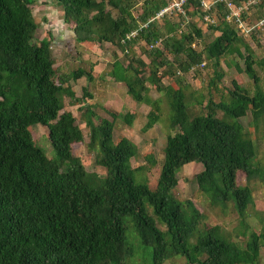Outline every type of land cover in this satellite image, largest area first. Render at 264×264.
<instances>
[{
	"label": "trees",
	"instance_id": "trees-1",
	"mask_svg": "<svg viewBox=\"0 0 264 264\" xmlns=\"http://www.w3.org/2000/svg\"><path fill=\"white\" fill-rule=\"evenodd\" d=\"M34 1L0 0V264H135L133 251L125 247L124 221L139 250L147 249V264L179 256L182 264H254L264 248V227L258 233L249 230L240 245L221 235L217 226L200 231L202 215L189 200L184 201L188 210L184 211L172 195L181 167L200 163L202 169L194 175L198 189L211 203L231 202L244 236L252 196L247 185L236 184V173L243 172L246 182L258 175L264 179V168L252 165L254 142L238 121L249 111L257 126L264 114V91L257 85L249 46L224 18V4H212L208 15L213 23L208 27L217 34L197 50L202 32L190 19L203 15L198 0H186L183 13L160 20L151 18L172 0H141L138 8L135 0H50L60 8L75 42L109 44L116 48L114 56H123L110 62L107 75L123 83L135 102L149 106L143 131L160 116L159 100L148 96L147 84L165 95L168 128L175 132L165 138L157 181L149 189L133 177L141 168L130 166L135 144L123 135L116 139L112 135L114 121L130 126L136 110L105 108L109 119L93 122L92 106L75 96L64 75L55 76L53 35L47 32L35 39ZM252 13L249 24L264 15V0ZM134 29L136 36L125 39ZM258 30L251 29L249 35ZM139 43L146 61L132 53ZM228 53L242 59L243 72L254 86L252 95L235 81L230 87H217L222 76L219 59ZM204 61L212 63L207 86L218 92V98H207L204 112L190 116L183 75L193 66L204 67ZM67 76L73 81L93 79L90 65ZM63 96L83 109L87 147L95 152L103 176L87 171L72 155L71 145L81 142L83 133L71 112L59 113ZM82 96L91 95L82 90ZM202 100L200 96L197 104ZM35 124L43 129L50 155L32 136Z\"/></svg>",
	"mask_w": 264,
	"mask_h": 264
},
{
	"label": "rangeland",
	"instance_id": "rangeland-1",
	"mask_svg": "<svg viewBox=\"0 0 264 264\" xmlns=\"http://www.w3.org/2000/svg\"><path fill=\"white\" fill-rule=\"evenodd\" d=\"M141 0H135L136 8H138ZM50 0H35L31 6L32 15L38 27L35 34V39L43 37L47 32L56 33L57 29L60 30L63 36L61 40L54 39L51 41V50L53 53L54 67H56L55 76L64 75L65 80L75 96L81 98L84 105H91L95 114L93 122L97 123L99 118H107L109 116L104 111L109 108L118 112H126L129 110H136L135 118L130 126L123 124L119 119H116L113 124V138L116 139L119 135L127 137L136 146V154L130 159V166L133 169L141 167L133 171L135 182L145 183L149 189L155 187L157 177L162 162V148L165 144V138L168 134L175 132L173 129L168 128L169 111L165 95H161L148 85V96L152 99H158V108L160 116L158 120L152 125L151 128L143 131L142 126L146 120V112L149 106L135 102L126 93V88L123 83L114 82L107 75L110 68V62L116 57L122 59L123 56L116 54L114 56L115 47L103 43L99 46L97 43H77L74 41L72 34L67 30L61 20V11ZM114 13V11L112 10ZM254 13H252L253 15ZM251 15V16H252ZM195 23L202 32V37L195 44V49H201L208 41L212 39L217 32L210 31L206 22H204L199 15H195L190 19ZM162 26V25H160ZM184 28V27H183ZM56 35V34H55ZM243 40L249 46L252 58L255 63L253 68L258 77V87L264 91V28L259 29L258 32L251 37L250 35L243 36ZM144 48L142 43L136 44L132 48V53L136 56L146 59L141 49ZM242 51V46H239ZM171 58L170 54L166 55ZM125 63L126 59L121 60ZM146 61V60H145ZM205 62V61H204ZM91 66V74L93 79L88 81L85 77H80L77 80H71L67 75L71 71L80 68L84 70L89 69ZM96 66V67H93ZM243 61L235 53H228L221 56L219 59V69L222 72L221 78L217 81V87L227 88L231 86V81H235L242 85L246 91L252 95L254 86L249 77L243 72ZM93 71V73H92ZM213 67L211 61L205 62L204 67L198 65L193 66L183 79L186 83L185 92L187 94V106L190 116L198 115L204 112L203 105L207 98L217 100L218 92L212 90L207 86L209 79L213 75ZM179 72H176V74ZM163 83L167 81L162 78ZM82 90H85L91 96H82ZM82 96V97H81ZM203 97L200 104L197 100ZM63 111H69L75 117L76 123L83 133L81 142H76L71 145V153L73 156L78 157L87 171L97 173L99 176L104 175V170L95 163V152L87 147V129L83 123L82 110H78L77 106L72 105L67 96H63ZM83 105V107H84ZM219 117L221 113L217 114ZM244 132L249 139L254 142L255 155L252 160V165L257 169L264 168V114L258 120L257 126L251 121V114L249 111L238 119ZM32 136L36 139L37 143L48 155L52 150L48 142L43 137V129L38 124L33 125ZM150 160V161H149ZM202 169L200 163L190 162L184 164L177 172V184L172 190V195L182 203V209L188 211L185 205V200H189L192 206L199 212L202 217L199 223L200 231L205 228L217 226L219 233L228 237L232 241H236L240 245L247 236L249 230L256 233L260 232L264 227V179L258 175L248 182L245 181L244 173L237 171L236 184L243 186L247 185L250 188L252 203L247 207L245 212V224L247 225L245 235L240 234L241 227L238 223L239 218L232 207L231 202L224 204L211 203L208 197L202 193L195 182L194 175ZM124 235L125 247L133 251V263L147 264L149 261V253L147 249L139 250L136 244V238L132 232L131 227L124 221ZM194 238L191 239L193 241ZM130 258V259H131ZM184 258L173 257L164 261L162 264H182ZM254 264H264V248L261 247L259 256Z\"/></svg>",
	"mask_w": 264,
	"mask_h": 264
},
{
	"label": "built area",
	"instance_id": "built-area-1",
	"mask_svg": "<svg viewBox=\"0 0 264 264\" xmlns=\"http://www.w3.org/2000/svg\"><path fill=\"white\" fill-rule=\"evenodd\" d=\"M186 0H172L168 2L165 6L160 8L151 19L160 20L163 17H172L174 14L183 13L182 5ZM199 7L203 13L201 19L208 24L213 23V19L208 15L212 4L215 1L221 2L226 8L225 20L227 22L233 23L235 28L238 29L242 36L249 35L251 29H262L264 27V15L252 24L248 23L247 18L251 15L252 9L261 3L262 0H243L240 2H233L231 0H198ZM146 26V23L141 25V27ZM138 29L129 31L125 35V39H131L136 36ZM159 41V40H158ZM153 45L149 44V47ZM193 46V45H192ZM202 65V64H200ZM192 69V68H191Z\"/></svg>",
	"mask_w": 264,
	"mask_h": 264
},
{
	"label": "crops",
	"instance_id": "crops-1",
	"mask_svg": "<svg viewBox=\"0 0 264 264\" xmlns=\"http://www.w3.org/2000/svg\"><path fill=\"white\" fill-rule=\"evenodd\" d=\"M61 13V12H60ZM56 34V35H55ZM51 33V35H53L52 37H53V39H52V41L54 40V39H56V40H61V38L63 37L62 35H61V32H60V30L59 29H57V31H56V33ZM93 67H96V66H93ZM92 73H93V71H92Z\"/></svg>",
	"mask_w": 264,
	"mask_h": 264
}]
</instances>
